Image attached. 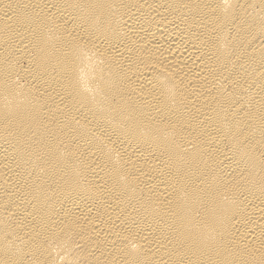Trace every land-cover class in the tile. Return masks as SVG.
Wrapping results in <instances>:
<instances>
[{
  "label": "bare ground",
  "instance_id": "obj_1",
  "mask_svg": "<svg viewBox=\"0 0 264 264\" xmlns=\"http://www.w3.org/2000/svg\"><path fill=\"white\" fill-rule=\"evenodd\" d=\"M0 264H264V0H0Z\"/></svg>",
  "mask_w": 264,
  "mask_h": 264
}]
</instances>
